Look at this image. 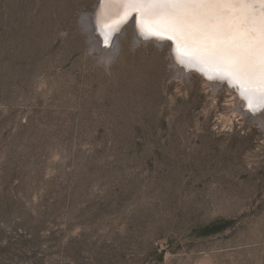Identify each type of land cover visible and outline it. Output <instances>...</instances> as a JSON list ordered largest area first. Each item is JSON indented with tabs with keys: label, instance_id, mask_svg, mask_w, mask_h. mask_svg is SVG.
Masks as SVG:
<instances>
[{
	"label": "rangeland",
	"instance_id": "374dc122",
	"mask_svg": "<svg viewBox=\"0 0 264 264\" xmlns=\"http://www.w3.org/2000/svg\"><path fill=\"white\" fill-rule=\"evenodd\" d=\"M96 2L0 0V264H264V104Z\"/></svg>",
	"mask_w": 264,
	"mask_h": 264
},
{
	"label": "snow or ice",
	"instance_id": "6c2138e0",
	"mask_svg": "<svg viewBox=\"0 0 264 264\" xmlns=\"http://www.w3.org/2000/svg\"><path fill=\"white\" fill-rule=\"evenodd\" d=\"M157 17L193 59L250 83L264 97V0H117Z\"/></svg>",
	"mask_w": 264,
	"mask_h": 264
},
{
	"label": "water",
	"instance_id": "95a60500",
	"mask_svg": "<svg viewBox=\"0 0 264 264\" xmlns=\"http://www.w3.org/2000/svg\"><path fill=\"white\" fill-rule=\"evenodd\" d=\"M101 0H99L98 3H100ZM141 10L138 7H130L126 9L125 11H122L119 13V15L115 16L113 19L110 20V22H113L117 30L114 33L121 34L124 27L130 23V20L133 18L134 23V30L136 32V35L142 36L143 39L146 40H157V41H165L169 42L170 45V52L174 57H176V61L178 59L179 62L187 63L188 70L197 73L200 75L204 80L211 83L214 81H220L221 83L225 84L229 89L234 90L235 92L240 91V96L245 95V89L243 86H241V80L236 79L232 77L231 75H228L221 71L220 69H217V67L213 68H207L204 67L203 63L200 59H193L188 54H183L184 49L180 46V43L175 39L172 38V33L168 31L159 30L152 28L148 26L143 18L141 17ZM104 30V27L102 28ZM244 94V95H243ZM258 95H255L257 100L264 101V97H261L260 93H257ZM252 98L253 100L255 99Z\"/></svg>",
	"mask_w": 264,
	"mask_h": 264
},
{
	"label": "bare ground",
	"instance_id": "6f19581e",
	"mask_svg": "<svg viewBox=\"0 0 264 264\" xmlns=\"http://www.w3.org/2000/svg\"><path fill=\"white\" fill-rule=\"evenodd\" d=\"M98 2H99V0H98ZM98 2H96V4L94 5L95 6V9H96V14H97V23L99 24V27H100V29H101V33H104V34H107V36L108 37H110V39H111V35L113 36V38H112V40L114 39V43H113V45H114V47H113V49L114 50H116L117 49V46H118V38H119V36L122 34V33H124V29H123V31H122V33L119 35L118 33H114L116 30H117V28L115 27V25L113 24V22H110V20L111 19H113L115 16H117V15H119V13L120 12H122V11H125L126 9H128V8H130V7H132V6H129V5H123V4H120V3H118L117 2V0H101L100 1V3H98ZM139 8V7H138ZM140 10H141V17L143 18L142 20H144L145 21V23L148 25V26H150V27H152V28H155V29H159V30H162L163 29V22L159 19V18H157V17H149V16H146V15H144V12H143V9H141V8H139ZM95 12V11H94ZM82 14V13H81ZM92 14V13H91ZM95 14V13H94ZM87 15V14H86ZM83 16H85V15H80V18H81V20L83 21L84 19H85V17H84V19L82 18ZM87 17V16H86ZM92 19H93V17H91ZM86 20V19H85ZM95 21V20H94ZM131 21V23L133 22V18L130 20ZM83 23H85L84 21H83ZM97 23H96V25H97ZM130 23V24H131ZM91 24V23H90ZM92 24H94V23H92ZM84 25V29H86V28H88L87 26H88V24L87 25H85V24H83ZM95 25V24H94ZM95 25V26H96ZM103 25H106V27H108L109 28V30L108 31H104L102 28H103ZM91 30V31H90ZM86 31V30H85ZM97 31V30H96ZM89 35H94V32H95V28H90L89 29ZM134 32H135V30H134ZM135 34H136V32H135ZM107 36H106V38H107ZM90 37V36H89ZM140 37H142V36H140V35H136V38L137 39H140ZM91 38V37H90ZM108 39V38H107ZM146 40V39H145ZM112 42V41H111ZM165 44V43H164ZM163 44V45H164ZM167 46V45H166ZM180 46H181V44H180ZM168 48H170V45L168 46ZM117 51V50H116ZM114 52L115 51H113V54H114ZM171 55H172V53H171ZM172 57H173V59H174V61H176V57H174L173 55H172ZM110 58V57H109ZM201 60V59H200ZM106 61V60H105ZM110 61V60H109ZM180 61V60H179ZM178 61V59H177V63L179 64V63H181V64H184L185 65V63H183V62H179ZM201 62L203 63V65H204V67H207V68H215V67H217V69H220L219 68V66H218V64L216 63V62H213V61H206V60H201ZM176 66V68L178 69V70H180L183 74L184 73H186L187 71L183 68V67H181V68H179L180 66H178V65H175ZM178 66V67H177ZM186 66L188 67L189 65L186 63ZM187 69V68H186ZM180 72V73H181ZM188 73V72H187ZM184 77V76H183ZM204 80V79H203ZM204 81H206V80H204ZM242 82H241V86H243L244 87V89H249V88H251V89H257V85H258V83H259V77H257L256 78V80L255 81H253V82H249L247 79H244V80H241ZM207 82V81H206ZM207 83H209V82H207ZM210 84H212V86H214L215 88L217 87V86H221V85H224L223 83H221L220 81H214V82H211ZM232 90V89H231ZM234 91V90H233ZM235 92V91H234ZM236 94H238V95H240L239 93H240V91H239V93L238 92H235ZM245 93V95L244 96H242L243 98H244V100L246 99V98H248V103L246 102V100H245V107H247V109L248 110H246L247 111V114L248 115H250V112H249V110L250 111H255V110H258V109H256V107L257 106H259V105H261V104H264V101L262 102V100H257L255 97H257V96H255V95H258L257 93H260V91L259 90H257L256 92H255V94H253V93H251V92H249V93H246V92H244ZM232 95H234V94H232ZM255 98L254 100L252 99V98ZM238 102H241L240 100H238ZM243 107V106H242ZM259 108V110H263V108L262 107H258ZM259 112V111H258ZM262 112V111H261ZM255 113V112H254ZM253 113V114H254ZM242 114H244V112H242ZM241 114V115H242ZM252 114V115H253ZM262 114V113H261ZM264 114V113H263ZM258 115V114H257ZM258 116H260V115H258ZM261 117V116H260Z\"/></svg>",
	"mask_w": 264,
	"mask_h": 264
}]
</instances>
